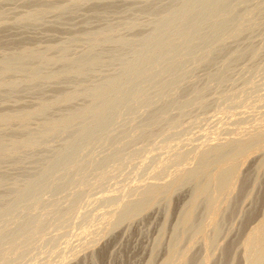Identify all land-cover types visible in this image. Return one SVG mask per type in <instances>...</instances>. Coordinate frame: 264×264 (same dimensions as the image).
I'll return each mask as SVG.
<instances>
[{"label": "bare ground", "instance_id": "obj_1", "mask_svg": "<svg viewBox=\"0 0 264 264\" xmlns=\"http://www.w3.org/2000/svg\"><path fill=\"white\" fill-rule=\"evenodd\" d=\"M255 1L0 0V264L54 257L59 232L72 231L76 221V237L84 240L93 226L103 225L90 236L91 247L159 203L167 210L163 237L173 199L184 188L188 197L159 264H221L230 248L223 229L239 202L255 201L254 209L240 211L252 219L264 200L255 195L264 185V116L236 137L152 155L180 143L190 128L185 124L215 100L229 104L231 114L264 102L250 81L264 65V8ZM260 35L262 45L253 41ZM199 68L204 75H196ZM237 68L248 71L247 81L246 72L235 75ZM260 71L264 76V66ZM242 73L248 88L226 94L225 86ZM249 122L237 116L234 125ZM256 153L259 164L244 171ZM130 168L155 181L109 190L93 201ZM14 173L22 175L12 178ZM89 201L100 206L99 214L106 211L98 219L104 224L93 225L97 214L80 210ZM238 249L231 264H264V212ZM66 257L61 264H71ZM88 259L102 264V252Z\"/></svg>", "mask_w": 264, "mask_h": 264}, {"label": "rangeland", "instance_id": "obj_2", "mask_svg": "<svg viewBox=\"0 0 264 264\" xmlns=\"http://www.w3.org/2000/svg\"><path fill=\"white\" fill-rule=\"evenodd\" d=\"M259 2V0H256L255 1V4L256 3H258ZM261 2V3H260ZM260 4H261V6H262V4H263V6H264V0H260ZM263 2V3H262ZM262 6V8H264ZM263 13H264V11H263ZM82 14H85V15H87V12H85V11H83L82 12ZM264 17V14H262L261 16H260V18H263ZM261 31H263L262 33L264 34V29L263 30H261ZM261 31L258 33V34H260L261 33ZM261 33V34H262ZM257 33H255L254 34V36H257L256 35ZM262 34V35H263ZM262 35H260V36H258V37H260L261 39H258L257 37H256V39H254L255 37H251V38H253L254 40V42H259L261 45H262V40H263V38H262ZM263 37H264V35H263ZM252 40V39H251ZM264 41V40H263ZM264 43V42H263ZM245 44H247L246 42H245ZM261 47V46H260ZM262 48H264L263 47V45H262ZM263 52H264V49H263ZM262 55H264V53H262ZM264 57V56H263ZM261 60L263 61L264 60V58L262 59V57H261ZM262 63V62H261ZM260 64V63H259ZM258 64V65H259ZM263 64H264V61H263ZM244 65H246V64H243L242 65V67L244 66ZM258 65H257V67H258ZM239 66V68H241L240 66V64L238 65ZM262 66H264V65H262L261 64V67H258V69L259 70H257L256 71V74H259V71L262 69ZM245 68V67H244ZM244 68H242V69H244ZM245 69H247V65H246V68ZM244 69V70H245ZM205 71V69H203V68H199V69H197V72H196V75L197 76H199V75H204L203 73H204V71ZM238 70V68L235 70V75H237L238 74V72H239V70ZM236 71H237V73H236ZM241 72H243V73H247V75L245 74V78L243 77L244 75H243V73H242V76L240 77V74L238 75V76H235V78H232V76H234V75H232L231 76V78H232V80L234 79V81H231L230 83H229V86H228V84L225 86V92H226V94H228L227 92L229 91V95L231 94L232 96L233 95H236V94H238V93H240V92H242V90H243V88H245V89H247L248 87H246V85H245V79H246V77H250V75H248V71H240L239 73H241ZM261 72V71H260ZM199 74V75H198ZM232 74H234V73H232ZM253 74V73H252ZM256 74H254L255 76H252V79L250 80V81H252V83L254 82L256 85H259V86H256L257 88H258V94L260 95H264V76H260V74L262 75L263 73H260L259 75H256ZM249 77H248V79H249ZM260 77V78H259ZM241 78L243 79L244 78V80H241ZM254 78V79H253ZM236 79V80H235ZM256 79H258V80H256ZM254 80V81H253ZM256 80V81H255ZM240 81V82H239ZM241 81H243V82H241ZM246 81H247V79H246ZM258 82V83H257ZM262 82V83H261ZM236 83V84H235ZM239 83V84H238ZM247 83V82H246ZM253 83V84H254ZM234 85V86H233ZM241 85V86H240ZM243 85V86H242ZM213 86H214V84H213ZM245 86V87H244ZM248 86V85H247ZM255 86V85H254ZM226 87H227V89H228V87H229V90H227L226 89ZM211 88H213V87H211ZM215 88V87H214ZM213 88V89H214ZM240 88V89H239ZM215 89H217V88H215ZM234 89H238V90H234ZM227 90V91H226ZM231 90V91H230ZM233 90V91H232ZM211 91H213L212 89H211ZM211 91H209V93L208 92H206V93H208V95L207 96H209V95H213V97H210V99H212L213 101L215 100V95L214 94H216V91L214 92V94H213V92H212V94H211ZM240 91V92H239ZM244 91V90H243ZM218 92V91H217ZM235 92V93H234ZM241 94V93H240ZM217 95V99H218V93L216 94ZM230 95V96H231ZM26 96V95H25ZM211 100V101H212ZM223 102L224 101H218V102H216V100L212 103V105L213 106H210L209 108H206L207 110L205 111H203V112H201V111H197V109H195V108H193V111H197V112H199V113H197L196 114V116H197V119H196V121L194 122L193 121V119H191V125L189 124V123H187V125L185 124V128L186 127H188V126H190V128L188 129V132H187V134H185V136H183V137H181V139L182 140H180V143L178 144L177 142H175V143H173L172 145H171V148L173 147V148H175L176 147V149H166L167 150V153H166V150H163V149H161V150H156V152H154L153 151V154L154 155H152V153L151 154H148L149 156L148 157H150L151 155L152 156H155V155H159V156H161L160 158H163V155L164 156H166V154H167V156H169V154H171L172 153V150L174 151V150H184V147H185V149L187 150H190V149H193L194 148V145H196V146H200V144L201 145H204V144H207V143H204V142H206V141H208V143L209 142H216V141H219V140H224V139H226V138H231V137H236L239 133H242V132H244L245 130H247V129H249L250 127L252 128V126L254 127V126H257V124H258V121H257V119H259L260 120V118L262 117L263 118V116H264V102L263 103H256L255 104V102H252V103H254V104H252L251 102V104L249 103L248 105H246L247 107H241V108H238L235 112L233 111V114H231L232 112H231V110L229 111V109H226V111H225V108H228L229 107V104H228V106H227V104L224 102V104H223ZM216 103V104H215ZM223 105V106H222ZM252 105V106H251ZM227 106V107H226ZM220 107V108H219ZM218 108V109H217ZM247 108V109H246ZM261 108H262V110H261ZM195 109V110H194ZM253 109V110H252ZM256 109V110H255ZM239 110V111H238ZM208 111V112H207ZM222 111V112H221ZM224 111V112H223ZM227 111H229V112H231V113H226ZM194 112V113H195ZM237 112V114H234V113H236ZM239 112V113H238ZM201 113V114H200ZM205 113V114H204ZM243 113V114H242ZM241 114V115H240ZM258 114V115H257ZM261 114V115H260ZM235 115V116H234ZM246 116V117H248V118H250V121L251 122H249V124H246L245 126L244 125H242V126H235L234 125V122L236 121V118H237V116ZM263 115V116H262ZM194 116H195V114H194ZM199 116V117H198ZM236 117V118H235ZM256 117V118H255ZM233 118V119H232ZM261 118V119H262ZM203 119V120H202ZM235 119V120H234ZM254 119V120H253ZM209 120V121H208ZM256 120V121H255ZM207 121V122H206ZM189 122V121H188ZM194 122V123H193ZM222 122V123H221ZM193 123V124H192ZM221 123V124H220ZM249 127V128H248ZM220 129V130H219ZM223 129V130H222ZM212 130V131H211ZM239 130H240V132H239ZM199 131V132H198ZM205 131V132H204ZM234 131H237V132H234ZM209 132V133H208ZM205 133V134H204ZM214 133V134H213ZM216 133V134H215ZM236 133H238V134H236ZM204 134V135H203ZM223 134V135H222ZM189 135H190V137H189ZM212 135V136H211ZM222 135V136H221ZM226 135H227V137H226ZM230 135V136H229ZM61 137H63V138H61ZM60 138H58V139H56V141H57V143H54V145H60L61 143H60V141H62L65 137H66V135H63V136H61ZM214 137V138H213ZM224 137V138H223ZM180 138V137H179ZM175 139H178V137L176 138L175 137ZM203 139V140H202ZM212 140V141H211ZM55 141V142H56ZM175 141H177V140H175ZM200 143V144H199ZM204 143V144H203ZM178 145V147H180V148H178L177 147V145ZM176 145V146H175ZM180 145V146H179ZM175 146V147H174ZM189 146V147H188ZM193 146V147H192ZM195 146V147H196ZM181 148H183V149H181ZM171 150V151H170ZM159 151V152H158ZM161 151H163V153L161 152ZM162 154H161V153ZM155 153H157V154H155ZM260 153H256V154H254V155H252L249 159H248V162L246 161L245 162V164L243 165V167H242V169L244 170V171H249V170H252L253 171V169H255L256 168V166L259 164L258 163V161L260 160V155H259ZM140 162L139 161H137L136 163H135V165H137V166H139L140 168L142 167L141 165H138ZM258 163V164H257ZM246 165V166H245ZM126 173H124L123 174V176L122 175H119V177H117V178H115V180H112V183L114 182H116L115 184L116 185H118V187L113 183L112 185L109 183V185H110V187L108 188V187H106V189L103 191V190H100V191H98V193L97 194H95L94 196H92L91 198L93 199V201L95 200V198H97L96 196H98V197H100L101 198V196L103 197L104 195H106L108 192H109V190H110V192H111V190H112V192L111 193H116V191H122V190H125L124 189V187L126 186L128 189H129V187H131V186H134V184L137 182V184H138V181H139V184L140 183H143L145 180H148V182L150 181V182H154L155 180L152 178L151 179V175L149 174L148 176H150V178L148 177H146L147 176V174L148 173H146V172H144V171H140V172H136V171H133V169L132 168H130V169H128V171H125ZM130 173V174H129ZM131 173H133V176H132V174ZM136 175H135V174ZM145 174V175H144ZM22 174L21 173H14V174H12V178H15V177H19V176H21ZM125 175H126V177H125ZM127 175H128V179H127ZM120 176L121 177H123V179L121 178L120 179ZM137 176V178H138V180H137V178H135V177ZM139 176V177H138ZM142 176H145L146 177V179H145V177H142ZM125 177V178H124ZM129 177H131V178H129ZM132 177H134V178H132ZM144 179V180H142V178ZM133 179H135V180H133ZM167 180H169V177H167L166 178ZM152 180H154V181H152ZM140 181H142V182H140ZM122 182V183H121ZM127 182H130V186H129V183H127L128 184V186H127V184L126 183ZM135 182V183H134ZM147 182V181H146ZM118 183H121L122 185H120L119 186V184ZM145 183V182H144ZM124 184H126V185H124ZM133 184V185H132ZM136 184V185H137ZM124 185V186H123ZM251 185H253V182H252V184L251 183H249L248 185H247V188H246V191H248L250 188H251ZM113 186H115V187H117V189H115ZM121 187V188H120ZM125 187V188H126ZM123 188V189H122ZM122 189V190H121ZM113 190L115 191V192H113ZM107 191V192H106ZM188 193H189V190L186 188V190H185V188L184 189H182L181 191H179L178 193H177V195H175V197H174V199H173V202H172V208H171V216H170V218H169V220H168V223H167V230H166V232L164 233V235H163V237H162V230H163V226H164V222H165V215H166V207L162 204V203H159V204H157L156 206H154L153 208H151L149 211H147L144 215H142L141 217H138V218H136L133 222H131L130 224H127V223H124V224H122V226H120L118 229H116L113 233H111L110 235H108V236H105L104 238L103 237H101V236H99L100 238H98V239H100V243L99 242H96V243H94L95 245H93L92 244V246L90 247H88L87 245H91L90 243H89V241H90V239H92V237H94L95 235H97V234H99V233H101V232H99V231H101L102 230V226L103 225H101V224H97L96 223V221L97 222H99V223H102L101 222V220H98V219H100L101 218V215L103 214V213H105L106 211H101V213L99 214L98 212H100V210H101V208H100V206H98L97 205V203L95 204H92L93 202H92V199H90V201L92 202H90L92 205H94V206H92L89 202V204L88 203H86V205H83L84 207H82L80 210H82V212H87V211H90L91 210V212H93V213H95V214H97V215H95V217H97L96 219H95V223H93L94 222V220L91 222L93 225H95V224H97L96 225V227L98 228V229H95L96 227L95 226H93V225H90V227H92L90 230H88V231H91L92 233L91 234H89V232H88V234H87V237H89V239H85V240H87L88 241V243H87V241H85L84 239H83V237H81V236H79L80 235V232H81V230L80 229H78V228H80L79 227V222L78 221H76L77 223H78V225H77V223L75 222L74 224H76L77 226H75V225H72V231H71V229H69V230H64V231H66V232H59L60 234V236L58 237V241H57V247H56V250L58 249L59 251H57V253L56 254H54V257H53V255L52 256H50V255H47V254H44L43 256H41L40 258H36V259H29V261L27 260L26 262H25V264H31V262L33 261V263L32 264H47V263H49L46 259H48V258H50V264L52 263V262H54V263H56V264H59L60 262H61V259H62V257L63 256H67L66 257V259L68 260V261H71V262H69V263H71V264H89L90 263V261H89V259H88V256H89V254L90 253H92V252H99V251H101L102 252V260H101V262H102V264H159L162 260H163V258L165 257V254H166V247H167V244H168V242H169V240L171 239V236H172V229H173V227H174V225L177 223V220H178V217H179V215H180V213H181V209H182V206H183V203L185 202V200H186V198L188 197ZM109 194V193H108ZM257 194V196H258V198L259 197H263L264 196V185L261 187V188H259L258 190H256V193H255V195ZM248 200V201H247ZM247 200H244V201H240L239 202V204H238V206H237V209L234 211V213H233V215H232V217L230 218V221L229 222H227L226 224H225V226H224V229H223V232H224V234H227L228 233V236H227V242H228V244L230 245V248H229V252L228 253H226V255L224 256V258H223V260H222V262H221V264H231V262H232V259H233V257H234V255H236V254H239V252H240V250L238 249V243H240L241 241H242V239H243V237H244V234L246 233V231L249 229V227L252 225V224H254V222L256 221V220H258V218L261 216V214L264 212V200L262 201V202H260V203H258V205L256 206V211L252 214V219L250 218V217H248V218H245V217H243V213L242 214H240V211L243 209V211L244 212H249L250 210H252V209H254V207H255V201H250L249 199H247ZM246 201V202H245ZM88 204V205H87ZM97 205V206H96ZM87 208H86V207ZM88 206H90V207H88ZM92 207H94V209H91ZM84 208H86V209H89V210H86V211H84L83 209ZM96 208V209H95ZM99 211H98V210ZM103 210H105L104 208H102ZM96 210L98 211V212H96ZM107 210V209H106ZM81 212V213H82ZM103 212V213H102ZM98 215H100V216H98ZM100 217V218H99ZM103 221V220H102ZM102 224H104V223H102ZM101 225V226H100ZM127 225V226H126ZM75 227H77V228H75ZM99 227H101V229L99 230ZM105 227V226H104ZM73 228H75V230H77L76 232H75V230L73 229ZM89 229V228H88ZM80 230V232H78ZM96 230H98L97 232H94V231H96ZM52 231H54V229L52 230ZM70 232L73 234V236H72V234H70ZM94 232V233H93ZM99 232V233H98ZM76 233H78L77 234V236L79 237V239H78V237H76ZM64 234V235H63ZM67 234V235H66ZM69 234H70V237L69 238H71L70 240H69V238H68V236H69ZM63 236V237H62ZM66 236V237H65ZM75 236V237H74ZM90 236H92V237H90ZM64 237L65 238H68V239H64ZM78 239V241H77V239ZM63 240V242H61V241ZM64 240H65V242L68 244L69 242H71L70 244H68V247H66L65 246V244H63V243H65L64 242ZM68 240H69V242H68ZM84 240V241H83ZM59 241L61 242V244L59 243ZM79 241H80V243L82 244V242H83V244L82 245H80V243H79ZM75 242V243H74ZM77 242V243H76ZM86 243V244H85ZM98 243V244H97ZM59 244L61 245L60 247H59ZM66 244V245H67ZM73 244V246H74V248H73V246H71ZM77 244H79V246L77 245ZM85 244V245H84ZM96 244H97V247H96ZM62 245H63V247H62ZM199 245L200 244H198L196 247H195V251H197V253H198V255L200 254V252H201V247H199ZM65 246V247H64ZM86 247V250H85V247ZM73 248V249H70V248ZM79 247V248H78ZM81 247H83V248H81ZM88 247V248H87ZM93 247V248H92ZM63 248H64V250H63ZM78 248V249H77ZM63 251H62V250ZM65 249H67L66 251H65ZM68 249H69V252H68ZM76 249H77V251H76ZM81 249H82V251H81ZM88 249V250H87ZM197 249V250H196ZM42 250H44L43 252H46V250L45 249H42ZM61 250V251H60ZM93 250V251H92ZM71 251H73L74 252V254H77L78 253V257L77 258H73L74 257V254H73V252H71ZM78 251H80V253L78 252ZM84 251V252H83ZM86 251V252H85ZM62 254H61V253ZM71 252V253H70ZM70 253V254H69ZM154 253H155V256H153L154 255ZM58 254H60L59 256H58ZM68 256H72V257H70V259H68ZM104 256V257H103ZM152 256L154 257L153 259V261L151 262V259H152ZM48 257V258H47ZM51 258H53V259H51ZM59 258V259H58ZM73 258V260H71ZM38 260V261H37ZM42 260H45V261H43L42 262ZM56 260V261H55ZM57 260H59V262H57ZM219 260H220V258H219ZM45 262V263H44ZM53 263V264H54ZM61 264V263H60ZM91 264V263H90ZM237 264H242V259H240V260H238V262H237Z\"/></svg>", "mask_w": 264, "mask_h": 264}]
</instances>
